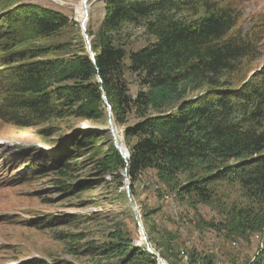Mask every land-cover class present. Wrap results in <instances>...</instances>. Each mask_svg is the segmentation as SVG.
<instances>
[{
  "label": "trees",
  "instance_id": "16d2710c",
  "mask_svg": "<svg viewBox=\"0 0 264 264\" xmlns=\"http://www.w3.org/2000/svg\"><path fill=\"white\" fill-rule=\"evenodd\" d=\"M103 3L97 30H87L93 37L89 52L72 44L35 46L66 30L68 17L41 5L0 0V122L20 129L66 119L104 125L105 93L115 125L124 128L129 158L122 157L106 129L80 130L56 151L57 160L51 154L33 163L37 175L56 176L66 194L92 190L86 182L66 181L85 166L74 162L94 153L107 136L109 153L92 159L99 173L121 168L136 183L143 172L155 171L179 182L178 196L206 206L220 184H235L250 206L228 211L225 228L264 236V71L242 87L234 85L243 60L259 53L252 38L236 34L239 13L220 0ZM137 29L153 41L131 50L129 34ZM133 80L140 88L136 93ZM44 135L53 136L52 130ZM109 238L108 246H89L87 252L117 256L119 264H159L120 230ZM190 264L213 260L193 256ZM251 264H264V252Z\"/></svg>",
  "mask_w": 264,
  "mask_h": 264
},
{
  "label": "rangeland",
  "instance_id": "374dc122",
  "mask_svg": "<svg viewBox=\"0 0 264 264\" xmlns=\"http://www.w3.org/2000/svg\"><path fill=\"white\" fill-rule=\"evenodd\" d=\"M19 2L59 11L70 21L66 30L41 39L35 44L37 47L72 44L75 50L81 46L88 49L86 36L89 41L93 37L88 35L87 30L95 33L104 12L103 0L88 2L90 20L84 32L81 23L84 0ZM220 2L230 4L239 13L236 34L252 38L259 48L255 58L243 60L241 73L234 80L236 87H242L254 74L264 71V0ZM130 33L131 50H139L153 41L138 29ZM132 85V92L136 93L140 88L134 84V80ZM104 107L106 127H102V122L97 125L75 119L51 120L36 128L25 129L0 122V264H34L29 263L33 260L45 264H119L121 258L117 256L96 251L88 253L86 250L89 246H108L111 233L119 230L134 248H143L147 252L150 247L160 256L163 255L167 264H190L193 256L196 260L209 257L213 264H251L259 255L262 256L263 235L256 232L244 235L225 228L230 222L228 211L250 206V202L243 198L239 186L220 184L215 190V199L206 206L194 205L189 199L178 196L179 182L171 183L155 171L143 172L136 183L121 168L115 174L103 175L93 161L109 153L107 136L104 141L98 142L99 149L94 153L74 162H85V166L66 181V184L79 186L86 182L92 190L78 192L76 195L66 194L61 191L65 183L61 184L56 176L42 179L37 175L35 168L38 167L33 163L38 158L50 157L51 154L55 156L63 142L80 130L108 131L110 117L120 143L125 146L124 128L115 125L112 108L105 100ZM45 130H52L53 136L46 137ZM108 134L115 146L110 131ZM54 159H58V154ZM48 164L53 166L56 162L52 160ZM118 176L121 180L116 179ZM130 201L136 208L137 219ZM64 219L67 221L62 222ZM46 221L57 225L42 227ZM35 223L39 224V228ZM140 225L148 242L144 246L139 244L144 236ZM65 234L79 236L81 240L75 242L67 238L64 241L60 235Z\"/></svg>",
  "mask_w": 264,
  "mask_h": 264
},
{
  "label": "water",
  "instance_id": "95a60500",
  "mask_svg": "<svg viewBox=\"0 0 264 264\" xmlns=\"http://www.w3.org/2000/svg\"><path fill=\"white\" fill-rule=\"evenodd\" d=\"M86 18L84 19V22L82 23V25H83V31L84 32H86V27H85V25H86V23H87V21H88V19H89V17H88V12L86 11V16H85ZM87 37V45H88V49H89V51L91 50V44H90V41H89V38H88V36H86ZM92 59H93V61L95 62V60H94V55L92 54ZM104 100L107 102V97H106V94L104 93ZM111 108V107H110ZM111 116V115H110ZM112 118L110 117L109 118V121H108V125H109V129H108V131H110V133L112 134V136H113V141H114V143H115V146H116V148L119 150V152H120V154L123 156V158L124 159H126L127 157H128V153H127V150H126V148H125V146L123 145V143H119V137H118V134L116 133V130H115V126L113 125V122H112V120H111ZM129 158V157H128ZM130 207H131V209L134 211V214H135V216H136V219L138 218V216L136 215V212H135V207H134V204H133V202L132 201H130ZM140 229H141V231H142V233L144 234V230H143V227H141V225H140ZM144 236H145V242L147 243V237H146V234H144ZM148 244V243H147ZM147 247H148V245H147ZM148 252L152 255V256H154L155 258H157V260H158V262H159V264H167L164 260H163V258L158 254V253H156L155 251H153L150 247H148Z\"/></svg>",
  "mask_w": 264,
  "mask_h": 264
},
{
  "label": "bare ground",
  "instance_id": "6f19581e",
  "mask_svg": "<svg viewBox=\"0 0 264 264\" xmlns=\"http://www.w3.org/2000/svg\"><path fill=\"white\" fill-rule=\"evenodd\" d=\"M91 0H84V6H83V14H82V16H81V23H83L84 22V19L86 18L85 16H86V11L88 12V17H89V5H88V2H90ZM89 20V19H88ZM87 23H88V21H87ZM87 23H86V25H87ZM117 133V132H116ZM135 210H136V208H135ZM141 234H143L142 233V231H141ZM145 234V233H144ZM143 234V235H144ZM148 243V242H147ZM146 242H145V236H143L142 238H141V240H140V242H139V244H143V246L144 245H146L147 244ZM147 247V246H146Z\"/></svg>",
  "mask_w": 264,
  "mask_h": 264
}]
</instances>
